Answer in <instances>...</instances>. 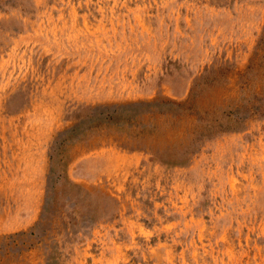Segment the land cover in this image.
Masks as SVG:
<instances>
[{
	"label": "rangeland",
	"instance_id": "obj_1",
	"mask_svg": "<svg viewBox=\"0 0 264 264\" xmlns=\"http://www.w3.org/2000/svg\"><path fill=\"white\" fill-rule=\"evenodd\" d=\"M263 35L264 0H0V264H264Z\"/></svg>",
	"mask_w": 264,
	"mask_h": 264
},
{
	"label": "trees",
	"instance_id": "obj_2",
	"mask_svg": "<svg viewBox=\"0 0 264 264\" xmlns=\"http://www.w3.org/2000/svg\"><path fill=\"white\" fill-rule=\"evenodd\" d=\"M264 60V35L259 42L257 47L255 58L249 65L247 72L244 75H239V79H245L243 81V89L253 94V101H249L248 106H245L244 109H239L235 112H230L229 115L234 120V126L230 129H238L242 126L243 122L252 115H264V90L261 89V84L264 82V69L261 68L260 63H263ZM255 61V62H254ZM259 61V64H257ZM258 65V66H257ZM257 66V67H256ZM251 77L248 76V73H252ZM250 75V74H249ZM248 76V77H246ZM226 81H231V77L227 75L225 77ZM263 91V92H262ZM251 105V107H249ZM229 129V127H227ZM43 221V217L39 224ZM31 235H37L36 232H32Z\"/></svg>",
	"mask_w": 264,
	"mask_h": 264
}]
</instances>
